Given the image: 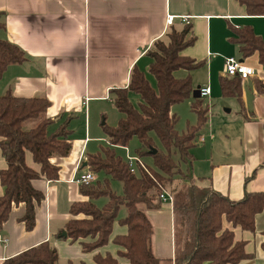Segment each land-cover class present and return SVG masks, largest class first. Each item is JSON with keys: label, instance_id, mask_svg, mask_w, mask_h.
<instances>
[{"label": "crops", "instance_id": "1", "mask_svg": "<svg viewBox=\"0 0 264 264\" xmlns=\"http://www.w3.org/2000/svg\"><path fill=\"white\" fill-rule=\"evenodd\" d=\"M0 14L5 25L0 28V38L17 44L26 56L23 63L11 64L0 73V95L11 91L20 97H47L51 101L47 115L55 120L52 129L68 119L72 141L69 155L51 158L59 167L58 179L33 180L45 198L36 205L32 230H27L22 220L25 204L13 207L4 224V240L0 232V264L44 241L57 249L59 260L66 264H93L98 251H107L103 247L86 252L79 241L57 235L73 218L71 205L89 199L75 178L90 170L87 159L95 152L94 142L105 138L96 116L106 114L114 89L128 86L135 64L148 69L147 51L154 40L164 36L168 14L175 16L178 25H183L182 18L187 16L195 37V43L183 50L202 63L190 73L193 90L210 87V94L201 96L209 113L198 137L201 147L192 149V175L200 185H210L232 200L247 192L264 191V91L259 92L256 86L257 82L264 86V65L257 51L243 57L236 42L237 29L243 26L252 27L264 39V15L248 14L239 0H0ZM230 56L254 71L241 82L244 108L237 98L222 94L220 78L226 74L225 62ZM185 74L182 70L178 75ZM194 98L174 104L171 111L185 114ZM233 108L238 111L230 116ZM191 112L194 125L197 116ZM26 159L39 169L31 153ZM6 165L0 148V170ZM3 192L0 182V195ZM167 203L148 213L143 209L152 224L155 220L158 224L164 211L161 208ZM169 206L165 218L170 248L158 256L154 251L158 246H152L160 258L175 254L173 205ZM223 225L234 230L236 240L245 241V250L252 255L238 264H264V210L256 215L255 231L234 227L226 220ZM126 230L116 224L113 236ZM113 245L110 249L116 253Z\"/></svg>", "mask_w": 264, "mask_h": 264}, {"label": "trees", "instance_id": "2", "mask_svg": "<svg viewBox=\"0 0 264 264\" xmlns=\"http://www.w3.org/2000/svg\"><path fill=\"white\" fill-rule=\"evenodd\" d=\"M239 1L248 14L264 15V0ZM183 23L178 25L174 21L163 37L153 41L147 51L150 57L147 70L135 64L128 86L113 90V103L123 117L116 125L104 126L109 145L87 159L89 169L96 174L103 172L106 178L81 185V191L89 199L71 205L73 218L57 235L60 239L79 241L86 252L97 251L110 242L116 245V253L98 251L93 264H238L252 256L245 250V241L236 240L234 230L225 228L223 222L255 231L256 215L264 210V191L247 192L232 200L210 185H200L192 175V149L209 113L202 97L190 103L197 116L196 124L183 132L176 128L178 117L171 107L192 97L190 73L202 64L183 53L195 43L190 24ZM4 26L0 21V28ZM237 35L242 56L257 51L264 65V39L250 26L237 29ZM25 59L17 44L0 38V73ZM182 70L186 74L178 75ZM146 71L155 77L156 87L150 83ZM241 82L238 75L225 74L220 78L222 94L237 98L244 108ZM256 86L259 92L264 91L262 83L257 82ZM132 94L140 98L137 105ZM50 106L51 101L45 96L20 97L11 91L0 95V148L7 163L0 170L4 189L0 195L1 234L13 207L20 203L26 206L22 217L26 229L35 227L36 205L45 195L33 185V180L58 179L59 167L51 158L71 152L69 120L65 119L53 130L55 120L47 115ZM133 137L139 141L135 155L151 159V163H145L146 170L138 167L137 172L131 171L129 163L115 150L116 146L127 147ZM152 149L157 151L151 153ZM28 152L40 165L39 169L27 163ZM182 164H187L186 170ZM113 179L123 183L121 195L111 189ZM179 181L180 187L176 188ZM165 190L172 196L174 213L175 254L171 258L154 254L153 224L140 206L160 208L163 203L160 195ZM101 196L108 200L99 207L95 199ZM121 206L126 207L124 217L118 216ZM116 224L126 227V232L113 236ZM262 236L264 248V231ZM1 238L4 240L5 236ZM58 261L57 249L44 241L7 258L4 264H59Z\"/></svg>", "mask_w": 264, "mask_h": 264}, {"label": "rangeland", "instance_id": "3", "mask_svg": "<svg viewBox=\"0 0 264 264\" xmlns=\"http://www.w3.org/2000/svg\"><path fill=\"white\" fill-rule=\"evenodd\" d=\"M146 74H147V77H148L150 83L152 84V86L156 87V79L153 76V74L150 73V72H147V71H146ZM131 97H132V100L135 103V105H137L138 102L140 101L139 96H137L135 94H132ZM179 104H185V103L183 101V102H181ZM227 107L230 108V106H227ZM172 108H173V106L171 107V110H172ZM223 110H224V108H223ZM105 111H106V114L105 113L103 115L98 114L96 116V122L100 126V128L103 129V130H104V126H112L113 123H116L118 121V119H119L118 116L121 115L123 117V115L118 111V109L113 105V103L108 105ZM191 111H192V109H190L188 111L186 110L185 114H181V115H177L176 114L177 117H178L176 128L180 132L186 131L190 125H193L190 122L191 121L190 118H191V114H192ZM237 111H238V109L232 110V113L230 114V116L231 115L235 116ZM181 113H184V112H181ZM198 139L196 141L195 146L196 147L198 146V148H200L201 146H200V142L198 141ZM94 144L96 145V148H95V150H93V151H95L93 153H97V152H99L98 150H101V148H99V146H108L109 143H108L107 135L105 134V138L100 139V141H95ZM138 147H139V141H138V139L136 137H133V139L130 141V143L128 144L127 147H125V146H116L115 150H116L118 155H120L125 161H127V156L129 154H132V155L138 154V152H136ZM176 157H178V156H176ZM142 158H143V161H145V163H147V162L151 163V159L146 158V157H142ZM186 165L187 164H182L181 167L184 170H186ZM97 175H98L97 179L104 180L106 178V176H105V174L103 172L99 173ZM175 184H176V188L180 187V181H179V183H175ZM110 186H111V189L116 194H120L121 195L123 193V183L121 181L114 180V179L110 180ZM165 191H167V190H165ZM107 200H108V197L101 196L98 199H95V202H96V204L99 207H102L107 202ZM167 204L168 205H164V207L161 208L164 211H163L161 217L158 219V224H157L156 220H155V222H153L154 235H152L151 241H152V246L155 243H156V247L158 246V248H154L155 249L154 250L155 254L158 255V256H162L163 253L165 254V251H167L166 250L167 246L170 248V244H171V242L169 240L170 227H169V233H168L167 232L168 231V223H167V219L165 218V210H167V211L170 210V206H169L170 202H168ZM141 208L144 209L147 213L149 211H154L153 208H147L143 204H141ZM125 215H126V207L125 206H121V208L119 210V213H118V216L119 217H124ZM113 246H114L113 243L110 242L107 246H105L103 248V250H107V251H110L112 253L113 251L110 249V247H113ZM59 264H66V263L63 262L62 259H60L59 260Z\"/></svg>", "mask_w": 264, "mask_h": 264}, {"label": "built area", "instance_id": "4", "mask_svg": "<svg viewBox=\"0 0 264 264\" xmlns=\"http://www.w3.org/2000/svg\"><path fill=\"white\" fill-rule=\"evenodd\" d=\"M166 21H167V25L172 24L175 21V16L172 14H168ZM182 22L189 23L188 17L183 16ZM225 73L227 75H238L243 80L251 76L254 73V71H253V68L246 66L240 59L234 56H230L226 58ZM200 93H201V96L209 95L210 87L203 86L202 88H200ZM127 162L129 163V166L131 167V171L133 172H137L138 167L145 169V170L147 168L143 159L135 154L134 155L129 154L127 156ZM96 180H97L96 173L91 170H87L86 172L79 173L77 174L75 178V181L80 185L82 184L89 185L95 182ZM160 197L163 202H170L172 204V196L167 191H164L160 195Z\"/></svg>", "mask_w": 264, "mask_h": 264}, {"label": "water", "instance_id": "5", "mask_svg": "<svg viewBox=\"0 0 264 264\" xmlns=\"http://www.w3.org/2000/svg\"><path fill=\"white\" fill-rule=\"evenodd\" d=\"M193 96L196 98H200L201 97V93H200V89H195L193 90ZM157 150L156 149H152L150 152L151 153H155ZM5 232H2L1 236L4 234ZM63 234L66 236L67 232L64 231Z\"/></svg>", "mask_w": 264, "mask_h": 264}]
</instances>
